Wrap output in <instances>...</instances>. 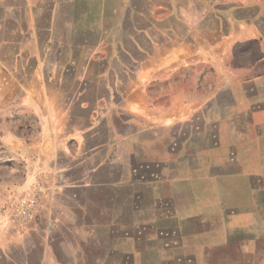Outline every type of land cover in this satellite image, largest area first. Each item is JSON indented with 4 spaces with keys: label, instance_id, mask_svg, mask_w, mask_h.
I'll return each instance as SVG.
<instances>
[{
    "label": "crops",
    "instance_id": "obj_1",
    "mask_svg": "<svg viewBox=\"0 0 264 264\" xmlns=\"http://www.w3.org/2000/svg\"><path fill=\"white\" fill-rule=\"evenodd\" d=\"M261 178L264 0H0V264H261Z\"/></svg>",
    "mask_w": 264,
    "mask_h": 264
},
{
    "label": "built area",
    "instance_id": "obj_2",
    "mask_svg": "<svg viewBox=\"0 0 264 264\" xmlns=\"http://www.w3.org/2000/svg\"><path fill=\"white\" fill-rule=\"evenodd\" d=\"M47 196V187L37 181L27 192L13 193L0 204V241L4 236L27 230L42 214Z\"/></svg>",
    "mask_w": 264,
    "mask_h": 264
},
{
    "label": "rangeland",
    "instance_id": "obj_3",
    "mask_svg": "<svg viewBox=\"0 0 264 264\" xmlns=\"http://www.w3.org/2000/svg\"><path fill=\"white\" fill-rule=\"evenodd\" d=\"M153 90L158 91L159 92V100L160 102H164L166 99V86H164V84H160V83H155L152 87ZM247 180L246 179H240L238 181H236L237 184H247ZM255 182L257 183V177L255 178ZM261 184H264V178H261ZM253 198V195H252ZM258 204V203H257ZM234 217H238V216H251V217H258L259 214L264 215V202H261V207L256 206L254 204V202H251V205H247L246 207H240V208H235L233 209L232 213H231ZM240 226H236L235 227V231L236 233L239 234V236H243L244 234H248L251 233L252 235L254 233H257L259 231V226L255 223L251 224L250 228H239ZM261 230H264V227L261 228ZM238 242V241H237ZM261 246V250L264 249V241L262 240L260 243ZM237 249V248H236ZM264 252V251H263ZM262 253V252H261ZM16 256H18L17 251L14 253ZM237 254V253H236ZM245 259H251L252 262H259L261 264H264V253H262L261 255H254L253 253L250 255H245L243 256ZM242 257L239 256L238 254L236 255V259H241Z\"/></svg>",
    "mask_w": 264,
    "mask_h": 264
}]
</instances>
